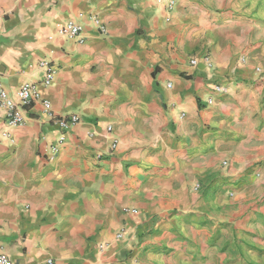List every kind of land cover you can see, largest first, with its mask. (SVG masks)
I'll use <instances>...</instances> for the list:
<instances>
[{
    "label": "crops",
    "instance_id": "crops-1",
    "mask_svg": "<svg viewBox=\"0 0 264 264\" xmlns=\"http://www.w3.org/2000/svg\"><path fill=\"white\" fill-rule=\"evenodd\" d=\"M0 9V83H33L55 113L79 116L51 157L56 127L39 102L11 128L0 108V253L17 264H245L233 245L264 241V0ZM68 20L81 41L58 34ZM42 59L56 69L48 86ZM226 78L230 91L212 94ZM111 138L116 149L97 158Z\"/></svg>",
    "mask_w": 264,
    "mask_h": 264
},
{
    "label": "built area",
    "instance_id": "built-area-1",
    "mask_svg": "<svg viewBox=\"0 0 264 264\" xmlns=\"http://www.w3.org/2000/svg\"><path fill=\"white\" fill-rule=\"evenodd\" d=\"M175 0H166V6L170 10L174 7ZM2 15L0 9V16ZM95 24L98 29L103 32L104 27L99 23L97 19H94ZM59 35L76 38L81 41V33L83 32V26L74 21L68 20L60 25L57 29ZM204 61L209 64L210 60L208 56H204ZM243 60V58L241 59ZM191 64L194 65L197 60L195 58L191 59ZM40 66L44 68V76L41 79L43 85L48 86L51 84L53 77L56 73L55 67L50 63L49 60L42 59L40 61ZM257 74H261L263 71L260 67L255 68ZM170 86V83H168ZM212 94H221L227 91L226 85L221 82H212L210 85ZM213 98L208 96L206 103H211ZM39 102L43 107V112L48 121H50L56 127V143L52 144L49 148L51 157L55 155L58 151L59 145L65 141V131L72 127L75 123L79 121V116L75 113L71 114H58L55 113L52 108L50 101L43 97L38 91L37 87L33 83H23L17 88L10 90L0 83V108L4 113V123L7 127L11 128L23 123L26 119V113L29 111L33 103ZM111 125L106 126V130L109 133L111 131ZM8 130H5L4 134L8 136ZM117 147V140L111 138L109 143V151L105 154L102 152L97 153V158H102L103 156L112 153ZM131 212H135V209H130ZM122 231L117 233L120 237ZM0 264H17L11 260L6 254L0 253ZM45 264H55L54 260L48 258Z\"/></svg>",
    "mask_w": 264,
    "mask_h": 264
},
{
    "label": "rangeland",
    "instance_id": "rangeland-1",
    "mask_svg": "<svg viewBox=\"0 0 264 264\" xmlns=\"http://www.w3.org/2000/svg\"><path fill=\"white\" fill-rule=\"evenodd\" d=\"M263 22V26H264V21ZM253 42H255V37H253ZM258 49V51L256 52V55L259 57L258 58V63L256 65H259L260 68L262 69V71L264 72V35H260L259 37V45L257 47H255ZM254 53V52H253ZM243 57H241L242 59ZM191 59L193 58H189L188 59V63L191 64ZM184 77L187 78L186 75H184ZM256 77H251L250 79H241L243 81H240L239 79H237L238 81H240L241 84H245V85H250L253 83V81H255ZM228 79V78H226ZM249 80V81H248ZM257 80V79H256ZM221 83H223L224 85H226L227 87V91L225 93H228L230 91V83L232 82L231 79L225 80V81H220ZM233 82L236 83L235 80H233ZM225 93H221V94H225ZM264 221V219H263ZM234 246V254L236 255V257L241 256L245 258V264H264V241L262 240V242H251L250 244H244V245H233ZM236 264H243L242 260H236L235 261Z\"/></svg>",
    "mask_w": 264,
    "mask_h": 264
}]
</instances>
